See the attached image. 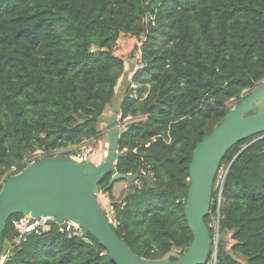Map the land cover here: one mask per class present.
I'll use <instances>...</instances> for the list:
<instances>
[{
    "label": "trees",
    "instance_id": "trees-1",
    "mask_svg": "<svg viewBox=\"0 0 264 264\" xmlns=\"http://www.w3.org/2000/svg\"><path fill=\"white\" fill-rule=\"evenodd\" d=\"M135 55V88L121 111L133 120L116 166L137 177L110 186L109 174L100 188L113 229L137 254L176 259L171 252L182 255L193 239L185 215L193 151L230 100L237 106L264 81V0H0V180L38 149L99 136ZM223 165L205 221L214 238L218 217L233 242L231 251L225 240L213 243L205 264L213 254L214 264H264V133L228 150L214 185ZM118 181L129 185L116 195ZM22 216L12 215L3 232L11 243L3 264H116L93 235L87 243L57 225L20 240L14 220Z\"/></svg>",
    "mask_w": 264,
    "mask_h": 264
},
{
    "label": "water",
    "instance_id": "water-1",
    "mask_svg": "<svg viewBox=\"0 0 264 264\" xmlns=\"http://www.w3.org/2000/svg\"><path fill=\"white\" fill-rule=\"evenodd\" d=\"M125 93L126 90L115 95L111 115L102 118L108 129V152L101 162L81 161L68 154L47 155L6 178L0 191V264L11 250V243L3 239V232L10 217L16 213L50 217V223L60 222L63 226L68 220L79 223L83 228V239L92 243L89 234L93 235L116 264H205L209 260L214 238L205 217L211 208L215 177L219 164L232 146L264 133V81L251 89L193 151L191 186L185 206L193 239L176 259L170 256L149 259L137 254L113 229L98 198L102 192L100 183L109 174L112 175L110 186L119 179L137 177L119 172L116 166L121 155L120 137L124 132L120 114ZM226 233L223 231V235ZM221 239L225 240V237Z\"/></svg>",
    "mask_w": 264,
    "mask_h": 264
},
{
    "label": "rangeland",
    "instance_id": "rangeland-1",
    "mask_svg": "<svg viewBox=\"0 0 264 264\" xmlns=\"http://www.w3.org/2000/svg\"><path fill=\"white\" fill-rule=\"evenodd\" d=\"M140 67V63H139V59H138V56H134V57H131V58H128L126 59V67H125V71L124 73L122 74V76L120 77L119 81H118V84H117V87H116V91L117 93L119 92H123L124 90H128V88L130 87H133L135 88V85L134 84H130L131 83V79H132V76L135 72V70ZM252 89V88H251ZM251 89H247L243 92V95H247ZM236 102H237V99H232L228 102V105L231 109H234L236 107ZM111 108L112 106L107 110V112L105 113V115H111L112 111H111ZM133 119L131 118H127V119H122L121 117V114H120V123H121V127L122 129L125 128V126L131 122ZM100 126H101V134L99 136H96V138L94 139L93 143L98 147V148H104L107 146V143H106V137H107V124L103 121H101L100 123ZM242 146H246V144L242 145ZM83 148V145L82 144H79V145H75V146H71V147H68L66 149H61L59 150V152L63 153V152H66V151H71L73 156L77 155L78 152H80ZM38 151H44L43 149H38L37 150V154H38ZM33 157L30 158V161H32L35 158H39V157H36L35 155H32ZM41 158V157H40ZM104 159V158H103ZM29 161V160H28ZM94 161H97V158L94 159ZM225 171H226V165H223V167L221 168V170L219 171V176H218V179H217V182L216 184L214 185V189L216 188H219L220 187V184L222 183V180L224 178V175H225ZM4 183V180H0V184H3ZM129 185L128 182L126 181H118L115 186H114V193L116 195H118L119 193H121L122 190L126 189L127 186ZM98 198H99V201L102 205V207L104 208V210H106L107 212V215L109 216V219L110 221H113V216H112V211H111V207H110V204H109V200H108V197L105 193H100L98 195ZM210 226L212 228H214L215 230V233H214V244L217 246L219 240L222 238V236L225 237V241H227V245H226V248L231 251V244L233 242V240L231 239V234L230 233H226L225 235H223V232L220 233V230H219V220H218V217H213V219L211 220L210 222ZM11 241H17L16 238H11ZM171 255L173 256H177V257H180L181 256V251L180 249H174L172 252H171ZM214 254H213V259H214ZM212 259V260H213ZM239 259L246 263V259L239 255Z\"/></svg>",
    "mask_w": 264,
    "mask_h": 264
},
{
    "label": "built area",
    "instance_id": "built-area-1",
    "mask_svg": "<svg viewBox=\"0 0 264 264\" xmlns=\"http://www.w3.org/2000/svg\"><path fill=\"white\" fill-rule=\"evenodd\" d=\"M127 118H131V117H127ZM94 139L95 138L93 137V138H90V140L88 139V141L85 140L86 142L84 141L83 143H81L83 145V148L74 157H76L77 159L81 161H94V159L100 155L103 159L107 153V146L104 148H98L93 143ZM59 154H62L61 152H59V150L49 151V152L38 151V154L36 150L32 155H35L36 157L40 158V157L47 156V155L54 156V155H59ZM32 155L28 158L29 162L31 163L34 160L38 159L34 157V159L30 161V158L33 157ZM16 173H18L17 167L14 165L8 171L6 176L8 175L10 176ZM49 219L50 217H36L31 214H23L22 217L15 219L14 225L18 231V236L20 240L26 241L28 238V234L31 232H36V233L41 234L44 231L49 230L52 225H57L62 232H68L69 236L80 235L83 237V228L79 225V223L72 221V220H68V221H65L66 226H63L60 222H57L56 224H52L50 223ZM214 263H215V258L209 264H214Z\"/></svg>",
    "mask_w": 264,
    "mask_h": 264
},
{
    "label": "crops",
    "instance_id": "crops-1",
    "mask_svg": "<svg viewBox=\"0 0 264 264\" xmlns=\"http://www.w3.org/2000/svg\"><path fill=\"white\" fill-rule=\"evenodd\" d=\"M95 138H96V137H95ZM89 140H90V139H89ZM86 141H88V140H86ZM86 141H85V142H86Z\"/></svg>",
    "mask_w": 264,
    "mask_h": 264
},
{
    "label": "bare ground",
    "instance_id": "bare-ground-1",
    "mask_svg": "<svg viewBox=\"0 0 264 264\" xmlns=\"http://www.w3.org/2000/svg\"><path fill=\"white\" fill-rule=\"evenodd\" d=\"M108 152V151H107ZM107 154V153H106Z\"/></svg>",
    "mask_w": 264,
    "mask_h": 264
}]
</instances>
